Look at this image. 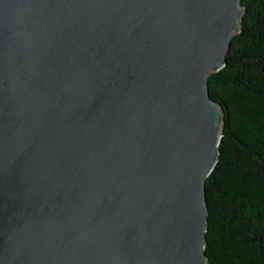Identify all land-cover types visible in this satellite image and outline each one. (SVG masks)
<instances>
[{
	"label": "water",
	"instance_id": "water-1",
	"mask_svg": "<svg viewBox=\"0 0 264 264\" xmlns=\"http://www.w3.org/2000/svg\"><path fill=\"white\" fill-rule=\"evenodd\" d=\"M240 0H0V264H209L205 179Z\"/></svg>",
	"mask_w": 264,
	"mask_h": 264
},
{
	"label": "trees",
	"instance_id": "trees-1",
	"mask_svg": "<svg viewBox=\"0 0 264 264\" xmlns=\"http://www.w3.org/2000/svg\"><path fill=\"white\" fill-rule=\"evenodd\" d=\"M225 63L208 75L222 104L217 161L205 179L209 264H264V0H240Z\"/></svg>",
	"mask_w": 264,
	"mask_h": 264
}]
</instances>
